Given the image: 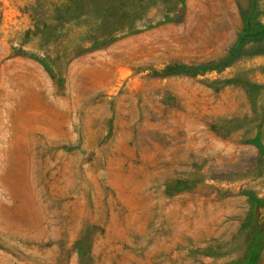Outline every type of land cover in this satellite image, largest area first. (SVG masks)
<instances>
[{"label":"rangeland","instance_id":"374dc122","mask_svg":"<svg viewBox=\"0 0 264 264\" xmlns=\"http://www.w3.org/2000/svg\"><path fill=\"white\" fill-rule=\"evenodd\" d=\"M264 0H0V264H264Z\"/></svg>","mask_w":264,"mask_h":264},{"label":"trees","instance_id":"16d2710c","mask_svg":"<svg viewBox=\"0 0 264 264\" xmlns=\"http://www.w3.org/2000/svg\"><path fill=\"white\" fill-rule=\"evenodd\" d=\"M239 14L242 22L243 30H252L255 34H260L263 30V26L259 23H255L253 18V13L251 7L245 4L238 3Z\"/></svg>","mask_w":264,"mask_h":264}]
</instances>
